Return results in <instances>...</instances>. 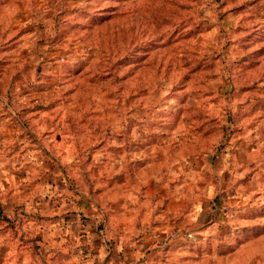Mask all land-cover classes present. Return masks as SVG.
I'll return each mask as SVG.
<instances>
[{
  "label": "rangeland",
  "instance_id": "374dc122",
  "mask_svg": "<svg viewBox=\"0 0 264 264\" xmlns=\"http://www.w3.org/2000/svg\"><path fill=\"white\" fill-rule=\"evenodd\" d=\"M146 164L197 231L159 260L264 264V0H0V264L117 259L83 206Z\"/></svg>",
  "mask_w": 264,
  "mask_h": 264
},
{
  "label": "crops",
  "instance_id": "0c3cea01",
  "mask_svg": "<svg viewBox=\"0 0 264 264\" xmlns=\"http://www.w3.org/2000/svg\"><path fill=\"white\" fill-rule=\"evenodd\" d=\"M149 165L151 166L146 164L144 168L138 167L142 170L140 186L129 184V187H125V183H121L120 187L127 188L126 192H129L126 195V197L129 195L127 202L123 200L126 197L123 198L122 194L116 193L115 190L112 193L108 185L100 188L98 193L94 190L91 194L93 198L90 196L87 206H83L84 214L85 210L90 213L86 216L88 220L85 224L91 223L89 237L97 253L100 255L104 252L109 253L110 259L118 254L117 259L115 257L108 264H168L169 260H159L162 254L158 253L161 251L158 249L160 248L158 244L164 243V253L168 254L169 249L181 245L182 239L178 241L179 238L188 236L190 232H197L194 229H187L192 221L188 216L182 218L180 213L182 212L180 206L182 207L188 201L186 186H180V190H176L177 185L171 182L166 196L162 193L167 190L162 180L159 186L156 185L154 190H151L149 187L153 179L151 169L156 168ZM119 169L121 175L119 179L125 182L123 166ZM108 171L110 173L112 170H107L106 175ZM158 178L161 176H155L154 179ZM183 221L187 225L181 226ZM97 225L103 228L102 232L98 230ZM105 239L109 241L110 246L112 244L109 251H106L108 249L105 247ZM157 261L159 262L155 263Z\"/></svg>",
  "mask_w": 264,
  "mask_h": 264
}]
</instances>
